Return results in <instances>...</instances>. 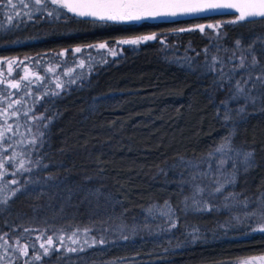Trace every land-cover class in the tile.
<instances>
[{
	"label": "trees",
	"instance_id": "1",
	"mask_svg": "<svg viewBox=\"0 0 264 264\" xmlns=\"http://www.w3.org/2000/svg\"><path fill=\"white\" fill-rule=\"evenodd\" d=\"M25 3L0 0V61L17 63L15 87L0 82V198L10 197L0 204V264H230L264 254V233L240 222L244 199L264 192V97L239 114L243 99L229 101L226 122L228 85L217 89L218 73L205 68L206 56L211 63L249 45L264 64V24L224 23L211 41L197 29L175 30L233 15L85 22L51 0L39 11L35 0ZM54 8L71 19L50 17ZM152 34L138 45L117 43ZM100 43L106 48L88 47ZM75 47L82 52L59 55ZM24 66L37 77H26ZM230 135L233 149L254 151L255 166L244 172L229 152L236 183H227L228 161L222 195H208L214 184L197 175L194 183L219 206L195 213L191 176L213 172L209 154Z\"/></svg>",
	"mask_w": 264,
	"mask_h": 264
},
{
	"label": "snow or ice",
	"instance_id": "2",
	"mask_svg": "<svg viewBox=\"0 0 264 264\" xmlns=\"http://www.w3.org/2000/svg\"><path fill=\"white\" fill-rule=\"evenodd\" d=\"M11 2V0H10ZM52 3L58 8L65 9L67 13H71L72 16L76 17L78 20H83L85 22L90 21H100V22H127V21H140L144 19H157V18H175L177 16L184 15H199L209 11H217L232 14L233 18L225 21V23L237 24V23H256L259 21L264 24V0H52ZM35 5L40 6L37 10H42L46 7V0H35ZM31 0L29 3L23 4V7H30ZM15 7V5H13ZM27 15H30L27 14ZM50 17L59 20L62 16L64 19H71V17L64 16L62 12L57 11L55 8L48 12ZM3 25L0 24V28ZM218 29L221 27L220 24L216 25H196L202 33L205 28ZM194 29L181 28L175 31H193ZM156 35H146L136 37L130 40H120L117 43L127 44V45H138L145 41H150L156 39ZM163 43V41H161ZM264 43V40H261ZM236 48H241V41L236 40ZM88 47H96L99 49L106 48L105 43H100L98 45H88ZM207 49L205 52L207 53ZM68 52L80 54L82 49L80 47H75L73 49H65L60 52L59 55L63 56ZM237 60V53L233 51L232 55L227 58H221L213 56L211 63H206L205 68L209 72L218 73V76L213 78V84L217 89H223L225 85H228L229 96L226 97L224 101H221L224 107V120L227 122L230 119V113L232 109L229 108V101H238L243 99L244 107L237 109L238 114L244 113L245 108L248 104L255 106L258 100L264 97V64H261L251 45L239 55V63H235ZM231 65V67H227ZM84 67L83 63L80 65ZM227 67V70H225ZM240 74L239 79L235 77ZM81 78L79 74L70 80V83H76V80ZM15 87V85H13ZM57 87H62L61 84H57ZM261 111H264V106L261 107ZM35 143V141H33ZM215 152L221 153L219 158V163L216 165V171L220 172L224 165L231 161L232 168L234 169L231 177L227 180L228 184L236 183V167L237 159L233 156L228 155L229 152L235 151V157L240 158L239 164L243 165L244 172H248L250 168L255 166L254 162V151L252 150H239L233 149L231 147V135L225 137L223 142L217 147ZM213 154H209V167H211V160ZM2 166V165H0ZM181 166L198 168V164H193L191 161L183 162ZM21 167L23 168V162H21ZM26 171L29 169H25ZM197 175L202 177H207L211 175L210 172L200 171L197 174L191 176L192 187L194 189L191 199L194 204H201V200L197 197H202L205 193V188L201 187L200 184L194 183L197 180ZM46 179H52L51 176ZM217 183L214 191H209L208 195L214 196L215 194L222 193L225 184ZM15 183V181H13ZM182 183H189V181H182ZM0 191H3L0 189ZM14 196L20 191V188L11 190ZM72 190H70L71 198ZM88 196H100L99 190L92 192L88 191L85 194V198ZM10 197L4 195L0 198V204L7 205ZM228 199V197H225ZM188 198H185V207L187 208ZM167 205L168 202L166 201ZM253 205V207H250ZM227 206V205H226ZM243 206L247 209L244 214V221H247L248 227L251 233H264V192H260L255 200L250 198H245L243 201ZM169 211H171V206L168 205ZM197 211H211L207 201L203 202V207H197ZM171 219V217H170ZM238 219V218H237ZM171 228L177 227L176 220H171ZM198 229H194L193 233L198 232ZM127 239V237H125ZM195 239V236H194ZM49 245L52 241L49 238ZM103 243V241H101ZM43 247V245H42ZM74 251V249H73ZM22 254L27 255V252ZM47 254V253H46ZM230 264H264V255L258 257H247V258H237V260L230 262Z\"/></svg>",
	"mask_w": 264,
	"mask_h": 264
},
{
	"label": "rangeland",
	"instance_id": "3",
	"mask_svg": "<svg viewBox=\"0 0 264 264\" xmlns=\"http://www.w3.org/2000/svg\"><path fill=\"white\" fill-rule=\"evenodd\" d=\"M52 1V0H51ZM233 18V17H232ZM232 18H230V19H232ZM230 19H228V20H230ZM227 21V20H226ZM225 23V21H219V20H213V21H204V22H199V23H196V24H194L193 26H191V27H188L187 29H194V30H198L201 34H203L204 36H206L208 39H210L211 41H214V39H216V35L218 34V32L220 31V28H218V29H210V28H205L204 29V32L202 33L198 28H196V25H209V24H212V25H216V24H220L221 26L223 25ZM181 29V28H180ZM137 37H140V36H137ZM136 37H134V38H129V39H125V40H130V39H135ZM241 52H243V50H240ZM241 52H239V53H237V60L235 61V63H239V55H240V53ZM232 54H230L229 56H231ZM17 68V63H16V61L14 60V61H12V60H5V61H3V62H1L0 61V82H3L4 84H8V85H14L15 84V82L13 81V79H12V73H13V71L15 70ZM23 74L26 76V77H37V75H36V72L35 71H33L29 66H24L23 67ZM220 156H221V153H216V154H214L213 155V158H212V160H211V169H212V167H213V172H211V175H209V179L206 181V184L207 185H209V184H214V185H212V186H214V188H211V187H208L209 188V191H214V189H215V187L217 186V183H214L213 181H216V182H221L222 180H223V177L222 176H220L221 175V173H222V171H223V169H224V167H223V169H221V171L220 172H217L216 171V165L219 163V158H220ZM225 166V165H224ZM210 169V170H211ZM208 191V192H209ZM207 192V193H208ZM223 194V192L222 193H219V195H222ZM198 200H201V204H199V205H196V204H194L193 203V201L191 200V201H189L188 203H190L191 202V204H192V211H194L195 213H200V214H202V213H206V212H210V211H197L196 210V208L197 207H203V202H204V200L205 201H207L208 202V204H209V207L211 208V209H214V210H216V208H217V206H219L218 205V203H213V202H209L208 200H209V198L207 197V196H205V195H203L202 196V198H198ZM168 219L166 218V219H164L163 218V220L162 221H164V226H163V228H165L166 227V221H167ZM168 222V221H167ZM171 224V223H170ZM167 228V227H166ZM262 255H264V254H262ZM258 256H261V255H257V256H253V257H258Z\"/></svg>",
	"mask_w": 264,
	"mask_h": 264
},
{
	"label": "water",
	"instance_id": "4",
	"mask_svg": "<svg viewBox=\"0 0 264 264\" xmlns=\"http://www.w3.org/2000/svg\"><path fill=\"white\" fill-rule=\"evenodd\" d=\"M225 15H232V14L217 12V11H209V12H205L199 15H184V16H177L175 18L144 19L140 21L113 22V23H128V24H131V23H134V24H137V23H172V22H178V21L202 19V18L225 16Z\"/></svg>",
	"mask_w": 264,
	"mask_h": 264
}]
</instances>
